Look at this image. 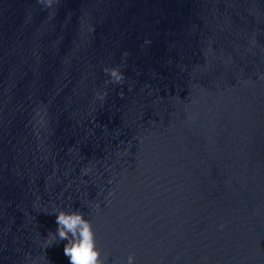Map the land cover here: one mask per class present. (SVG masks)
Listing matches in <instances>:
<instances>
[{"label": "water", "instance_id": "water-1", "mask_svg": "<svg viewBox=\"0 0 264 264\" xmlns=\"http://www.w3.org/2000/svg\"><path fill=\"white\" fill-rule=\"evenodd\" d=\"M61 210L107 264H264V0H0V264H70Z\"/></svg>", "mask_w": 264, "mask_h": 264}, {"label": "clouds", "instance_id": "clouds-1", "mask_svg": "<svg viewBox=\"0 0 264 264\" xmlns=\"http://www.w3.org/2000/svg\"><path fill=\"white\" fill-rule=\"evenodd\" d=\"M38 3L51 7L54 0H38ZM144 43L151 44V41L145 40ZM124 55L127 56L128 53ZM103 71L110 77L106 83L123 84L125 77L118 67L105 68ZM106 96L107 92L97 93L96 99L104 101ZM55 216L58 227L54 236L48 235L46 239L48 247L52 246L54 239L58 237L60 241H67L63 251L70 264H107V257L102 256L101 250L97 247L92 223L85 218L83 212L61 210ZM126 264H135V257L129 255Z\"/></svg>", "mask_w": 264, "mask_h": 264}]
</instances>
